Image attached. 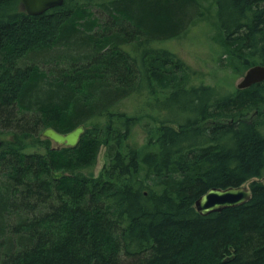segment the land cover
I'll use <instances>...</instances> for the list:
<instances>
[{
	"label": "trees",
	"instance_id": "1",
	"mask_svg": "<svg viewBox=\"0 0 264 264\" xmlns=\"http://www.w3.org/2000/svg\"><path fill=\"white\" fill-rule=\"evenodd\" d=\"M203 1L64 0L21 17L0 0V264H264V81L195 86L156 45L206 19ZM213 2L232 67L264 65V0ZM144 91L175 116L119 109ZM79 125L75 147L41 136ZM245 183L247 203L196 211Z\"/></svg>",
	"mask_w": 264,
	"mask_h": 264
},
{
	"label": "rangeland",
	"instance_id": "2",
	"mask_svg": "<svg viewBox=\"0 0 264 264\" xmlns=\"http://www.w3.org/2000/svg\"><path fill=\"white\" fill-rule=\"evenodd\" d=\"M101 1L104 0H97V2ZM201 5L207 12L206 19L198 20L181 38L163 41L156 45L177 54L188 65L189 71L192 72L191 84L195 86L199 84L217 86L224 93H227L236 88L246 71L239 72L233 68L234 66L226 54V50L221 45L214 18L215 6L213 0L203 1ZM93 9L97 12V7ZM156 89L160 90L158 87ZM167 98L168 96L162 95L159 100H154L149 93L144 91L140 95L134 94L122 100L119 109L128 113L149 114L154 117H157V114L160 113L164 118H172L175 115L172 113L171 100ZM147 124H152V121L148 118L139 121L133 129L132 139L142 143ZM103 164L104 149L101 148L94 169L95 175L99 173ZM245 185L249 186L248 183H245Z\"/></svg>",
	"mask_w": 264,
	"mask_h": 264
},
{
	"label": "water",
	"instance_id": "3",
	"mask_svg": "<svg viewBox=\"0 0 264 264\" xmlns=\"http://www.w3.org/2000/svg\"><path fill=\"white\" fill-rule=\"evenodd\" d=\"M30 14H40L56 6H61L64 0H22ZM264 81V65H255L246 70L243 78L237 84V89H245L255 83ZM84 125H79L68 133H59L53 128L43 130L41 136L50 140L59 147H75L84 133ZM61 173L53 174L60 178ZM264 182V176L263 180ZM251 190L248 186L241 185L228 188H211L203 193L195 202L196 211L201 215L219 212L225 208L243 205L250 201Z\"/></svg>",
	"mask_w": 264,
	"mask_h": 264
},
{
	"label": "flooded vegetation",
	"instance_id": "4",
	"mask_svg": "<svg viewBox=\"0 0 264 264\" xmlns=\"http://www.w3.org/2000/svg\"><path fill=\"white\" fill-rule=\"evenodd\" d=\"M7 5L11 8V14L15 16H21V17H38L43 14H51L54 9H56L59 6L53 7L49 10H46L43 13L40 14H30L23 3L22 0H4ZM10 14V15H11Z\"/></svg>",
	"mask_w": 264,
	"mask_h": 264
},
{
	"label": "bare ground",
	"instance_id": "5",
	"mask_svg": "<svg viewBox=\"0 0 264 264\" xmlns=\"http://www.w3.org/2000/svg\"><path fill=\"white\" fill-rule=\"evenodd\" d=\"M183 30V29H182ZM68 148V147H67Z\"/></svg>",
	"mask_w": 264,
	"mask_h": 264
}]
</instances>
